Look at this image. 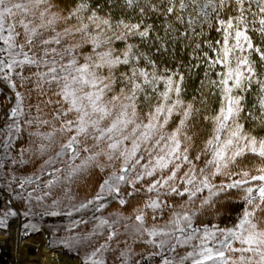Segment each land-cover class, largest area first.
I'll return each instance as SVG.
<instances>
[{
	"label": "snow or ice",
	"instance_id": "1",
	"mask_svg": "<svg viewBox=\"0 0 264 264\" xmlns=\"http://www.w3.org/2000/svg\"><path fill=\"white\" fill-rule=\"evenodd\" d=\"M0 82V227L64 217L81 264H264V0H0Z\"/></svg>",
	"mask_w": 264,
	"mask_h": 264
},
{
	"label": "bare ground",
	"instance_id": "2",
	"mask_svg": "<svg viewBox=\"0 0 264 264\" xmlns=\"http://www.w3.org/2000/svg\"><path fill=\"white\" fill-rule=\"evenodd\" d=\"M24 232L19 218L10 222L6 237L0 236V264H75L48 250L44 236Z\"/></svg>",
	"mask_w": 264,
	"mask_h": 264
},
{
	"label": "trees",
	"instance_id": "3",
	"mask_svg": "<svg viewBox=\"0 0 264 264\" xmlns=\"http://www.w3.org/2000/svg\"><path fill=\"white\" fill-rule=\"evenodd\" d=\"M210 35L212 37L218 38V34L216 32H214V31L212 33H210ZM214 75L215 74L213 73V76ZM200 76L202 77V69L200 70ZM199 79H200V77H197V79L190 84V94H191V89H195L198 86ZM4 93L9 95L5 90H4ZM189 98H190V95H189ZM9 105L10 104H6L5 103V95H0V112L2 110H4L5 108H7ZM5 118H7V117L5 116ZM262 134H264V133H262ZM2 139H3V137L0 136V140H2ZM249 163L251 164V161H249ZM13 204L15 205L16 209L19 212H22L24 210L21 203L13 202ZM240 207L241 206L236 205V204L225 203V205L222 208V211L225 213V215H223L221 217V219H220L221 224L228 223L231 219H234V217L236 215V212L239 211ZM126 211H130V208L126 209ZM105 215H107V213H105ZM91 216H92V212L91 211H85L84 213L77 214L74 218L75 219L90 220ZM24 218L26 219V223H28L30 221L31 223H36V224H40L41 225L40 229H43V231L45 232V238L48 240L46 242L47 249H49V250H51L53 252H59V251L68 252L70 255L79 258L80 262H81L83 253L85 251H91L90 247L87 248V249H81V254L80 255H76L75 253L69 252L67 249H64L62 245L58 246V247H55V248L54 247H50L51 229L48 227V225L55 226V225L59 224L60 228H59V230L57 232V235H58V237L63 236V235H65L64 228L68 224L67 219H65L64 217H59V218L45 217L42 224H41V220H40L39 216H29V217H24ZM91 227H92V223H91V220H90V223L87 226H83V225L81 226L80 231H90ZM102 241H103V238L101 237L99 239V242H102ZM113 247H115V243L113 244ZM121 247H123V245H121ZM137 250H139V249H137ZM118 256H119V252L118 251L117 252H110V253L106 254V258H107L108 264H120L119 259H117ZM71 262L75 263V264H79L78 262L77 263L73 262V261H71Z\"/></svg>",
	"mask_w": 264,
	"mask_h": 264
},
{
	"label": "rangeland",
	"instance_id": "4",
	"mask_svg": "<svg viewBox=\"0 0 264 264\" xmlns=\"http://www.w3.org/2000/svg\"><path fill=\"white\" fill-rule=\"evenodd\" d=\"M0 88H3V89H6L7 88V86L6 85H4V84H2V82H0ZM8 91V89L6 90V92ZM4 115H5V113L3 112V113H0V129H2V128H4V125H5V118H4ZM11 208H12V204H11V206H10ZM8 208H9V206L7 205V200L6 199H0V218H2L3 217V213L5 212V211H8ZM20 219V221H21V226H22V229L23 230H25L24 228H23V223H26V219L22 216V215H18L17 217H9L8 218V221H7V225H9L10 224V222L11 221H13V220H15V219ZM7 229H8V226H7V228H3V227H0V236H3V237H6V235H7ZM29 232H30V234L32 235V236H34V237H38V236H44V238H45V232L43 231V229H40V231H38V232H32V231H30V230H28ZM45 241L47 242L48 240L45 238ZM58 253H60V254H62L61 256V259H63V258H66V260H70V261H73V262H78L79 264H81V262H80V259L79 258H77V257H75V256H72V255H70L68 252H65V251H59ZM56 254V253H55Z\"/></svg>",
	"mask_w": 264,
	"mask_h": 264
}]
</instances>
